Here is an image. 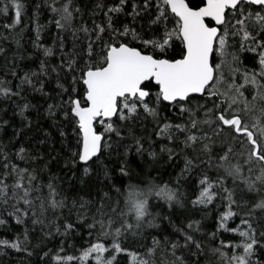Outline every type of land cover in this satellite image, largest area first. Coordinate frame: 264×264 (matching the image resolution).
Returning a JSON list of instances; mask_svg holds the SVG:
<instances>
[{"label": "snow or ice", "instance_id": "obj_1", "mask_svg": "<svg viewBox=\"0 0 264 264\" xmlns=\"http://www.w3.org/2000/svg\"><path fill=\"white\" fill-rule=\"evenodd\" d=\"M34 8L32 46L57 62L42 59L39 71L21 75L20 39L10 62L0 44V98L16 104L23 125L0 142V229L11 232L0 237V254L37 255L40 264H120L122 255L130 264H264V0H92L90 24L80 0H40ZM41 9L56 29L54 48L40 42ZM26 10L22 0H0V16L11 13L3 27L15 31ZM28 90L45 98L64 167L81 165V184L95 178V196L69 200L48 170L39 149L51 133L25 115L37 108ZM147 124L166 141L160 153L183 159L172 180L132 166L130 156H158L151 135L137 134ZM34 127L40 135L28 146L14 142ZM187 183L194 198L186 200ZM165 206L167 214L157 211ZM177 208L179 225L171 219ZM213 213L214 230L204 231ZM76 236L78 247L69 244Z\"/></svg>", "mask_w": 264, "mask_h": 264}, {"label": "trees", "instance_id": "obj_2", "mask_svg": "<svg viewBox=\"0 0 264 264\" xmlns=\"http://www.w3.org/2000/svg\"><path fill=\"white\" fill-rule=\"evenodd\" d=\"M23 3L27 5L26 14L24 15L21 24L17 27L15 31L10 32L9 30L5 29L3 25L5 23L11 22V13L9 17H3L0 16V37L7 36L8 40L5 42L3 40H0V44H3V47L6 50V55L10 58L12 55L17 51V45L15 44L16 39H20L21 45L23 46V49L25 50L26 58L23 60H18L17 63L19 65V68L17 69L18 72H20V69H23L24 71H39V63L40 60L45 59L49 63L55 64L57 62L56 57H49L45 58L43 56L42 50L34 49L32 46V42L35 40V22H34V13L35 8L34 5L37 3H40V0H22ZM82 5H85V20L87 22L88 20V10L92 7V0H80ZM112 0H108V3H111ZM50 18V13L41 9L39 15H38V22L40 25H47L46 28H43L42 30V36H41V43L46 47H53L54 48V40L56 37V29L53 25H48V20ZM120 19L125 20L124 17H121ZM130 18L125 20V22H128ZM249 53H244L242 55V59H244V62L246 64L249 63L247 57L249 56ZM5 65V55L0 54V75L3 73V68ZM22 75L23 73L20 72ZM13 83H18V81H13ZM54 83L46 81V90L51 91V89L54 87ZM30 93V90H28ZM28 100L37 106L36 109H29L27 112H25V115L28 116L29 119L33 121L34 125H39V127L47 130L51 133L50 141L47 147L40 146V151L45 155V159L48 160V170L58 176L59 183L62 185L63 189L65 190V193L69 196V200L75 197L76 193L79 192L81 194L85 192H92V195L95 196L96 194V181L95 178L91 181H86V184H81L79 182L80 177L82 175L80 168L81 165H77L76 169H73L72 171H69L67 168L64 167L63 161L66 157V152L62 150L61 147V137L58 133V131L52 127V121L51 119L47 118L46 115V102L45 98H43L40 94L36 93H30L27 96ZM16 103H22V101L17 100L16 98H13ZM53 101L48 100L47 103H52ZM37 109L39 110V115L37 114ZM19 108L16 107V104L13 103V101H7L3 98H0V119H6L9 121L10 126H5L3 128H0V142L8 143L9 140H14V131L16 129H20L22 125V118L19 115ZM137 134H150L151 139L155 141V144L153 145L154 150L158 153V156L155 160H153L152 157L145 156L143 158H138L135 156H130L129 159L132 161V166L134 168H144V170L148 173H150L153 177H158L160 179H163L164 181H169L175 178L176 174L179 173L180 169L183 167V159L182 158H174L173 160L169 161L167 159V153H160L159 151V145L161 143H166V141H163L161 139H158L152 129L151 124H147L146 129L140 128L137 130ZM40 133L36 130L34 127L31 131L25 129V134L21 136L19 141H14L16 143H25V146H28V142L31 140H34L36 137H38ZM147 146V145H146ZM35 147V145H33ZM51 151L52 155L55 157L53 159L48 158V152ZM105 164L109 165V168H115L116 165V159L115 157L109 158L105 160ZM73 172L75 175H73ZM113 179L116 182V186L119 187V173L113 172ZM135 182V181H133ZM128 181L125 180V184H127ZM91 185V188L88 187V185ZM102 186V184H101ZM107 191V189H104ZM182 191L185 193V199L188 198H194L193 192L194 188L192 183L184 184V187ZM113 195L115 193L113 192ZM255 195V194H252ZM157 211H161L164 214L168 213V209H157ZM183 211L182 209L177 208L176 214L172 215L171 219L173 224L179 225L183 219ZM67 215V213H65ZM214 213L212 216H210L208 219H206L203 222V230L204 231H210L214 230V225L216 223L214 217ZM193 218L199 219V214H194ZM71 219H75V212L72 213ZM15 227V225L13 224ZM162 227H165L167 229L168 233H171L173 228L172 225H168L166 222L162 224ZM82 232H85V229H81ZM152 232H157L159 230H149ZM7 236L9 239L11 238V232H5L3 229H0V237ZM231 237V234L224 233L223 238L228 239ZM62 239L61 237H57L53 244H57L58 241ZM75 243L77 247L80 243L79 236H76L73 238L72 241H69V244ZM51 246V245H50ZM69 254H73L71 250H69ZM75 254H78L75 253ZM118 260L120 261V264H130V258L121 256L118 257ZM0 264H40V257L37 255H33L31 257L25 255L24 253H17L12 250H7V254H0Z\"/></svg>", "mask_w": 264, "mask_h": 264}]
</instances>
